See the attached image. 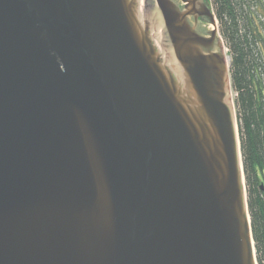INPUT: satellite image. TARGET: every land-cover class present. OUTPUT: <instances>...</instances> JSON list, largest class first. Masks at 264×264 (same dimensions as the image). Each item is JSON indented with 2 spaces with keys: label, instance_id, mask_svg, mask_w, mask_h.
<instances>
[{
  "label": "water",
  "instance_id": "1",
  "mask_svg": "<svg viewBox=\"0 0 264 264\" xmlns=\"http://www.w3.org/2000/svg\"><path fill=\"white\" fill-rule=\"evenodd\" d=\"M176 0H0V264H258L231 59Z\"/></svg>",
  "mask_w": 264,
  "mask_h": 264
},
{
  "label": "trees",
  "instance_id": "2",
  "mask_svg": "<svg viewBox=\"0 0 264 264\" xmlns=\"http://www.w3.org/2000/svg\"><path fill=\"white\" fill-rule=\"evenodd\" d=\"M229 49L249 212L264 264V0H212Z\"/></svg>",
  "mask_w": 264,
  "mask_h": 264
},
{
  "label": "flooded vegetation",
  "instance_id": "3",
  "mask_svg": "<svg viewBox=\"0 0 264 264\" xmlns=\"http://www.w3.org/2000/svg\"><path fill=\"white\" fill-rule=\"evenodd\" d=\"M179 7L185 10L189 3L183 2L182 0H176ZM198 4L192 15H189V21L194 25L200 32L205 33L209 36V32L213 29L211 22L210 12L214 11L212 0H198ZM211 10V11H210ZM215 12V11H214Z\"/></svg>",
  "mask_w": 264,
  "mask_h": 264
},
{
  "label": "rangeland",
  "instance_id": "4",
  "mask_svg": "<svg viewBox=\"0 0 264 264\" xmlns=\"http://www.w3.org/2000/svg\"><path fill=\"white\" fill-rule=\"evenodd\" d=\"M218 24H219V22H218ZM232 94H233V96H235L233 89H232Z\"/></svg>",
  "mask_w": 264,
  "mask_h": 264
}]
</instances>
